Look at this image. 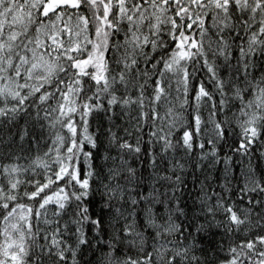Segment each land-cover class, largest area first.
Instances as JSON below:
<instances>
[{"label":"snow or ice","instance_id":"obj_1","mask_svg":"<svg viewBox=\"0 0 264 264\" xmlns=\"http://www.w3.org/2000/svg\"><path fill=\"white\" fill-rule=\"evenodd\" d=\"M0 264H264V0H0Z\"/></svg>","mask_w":264,"mask_h":264},{"label":"trees","instance_id":"obj_2","mask_svg":"<svg viewBox=\"0 0 264 264\" xmlns=\"http://www.w3.org/2000/svg\"><path fill=\"white\" fill-rule=\"evenodd\" d=\"M217 101H218V97H217ZM235 103L239 104V101H236ZM211 106V102H209V107ZM207 111L204 112V119H207ZM117 123H120V121L118 120ZM145 131H147V129H145ZM50 143V141H49ZM257 143H259V141H257ZM45 151L47 150L46 148L44 149ZM259 151L257 150L253 157H252V164L253 166L256 164V157L259 156ZM228 155H232V153H228ZM221 157H223V152L221 153ZM243 162L245 165L248 164L249 161V157L244 156L242 157ZM240 160L241 157L237 156L235 160L232 161L233 167L230 170V176L229 178H231V174H239L241 169H240ZM136 167H139V165L137 164ZM223 168H224V164L221 162L219 164H217L214 168H208L205 172V175L209 176L210 179L208 181L209 183V188L208 191L209 193H211L212 191H219V180L218 178H223ZM194 176H200V179L203 180L204 176L200 175L199 170H196L195 173H193L192 169L189 167L188 168V175H187V179H186V183H187V187L188 189L191 190V197H189L188 193H184V196L182 197V202H187L189 208H192L193 205V200L195 199L196 196L199 195V180L193 184V177ZM145 182L147 183V172H145ZM233 185H235V181H232ZM136 192H140L142 191V189L140 188H136L135 189ZM143 191H145L146 194V189H143ZM97 200H99V197L97 196ZM191 215V213H189ZM181 223H185V227L187 226L186 222H184L183 220L180 221ZM187 234V233H186ZM89 235L91 236V233H89ZM193 235L195 236L196 233L193 232ZM197 255H199V253H197ZM90 256V253L86 252L83 259L87 260L88 257Z\"/></svg>","mask_w":264,"mask_h":264}]
</instances>
